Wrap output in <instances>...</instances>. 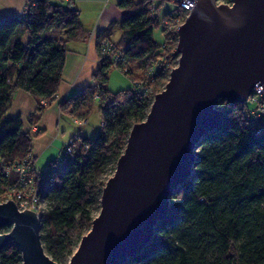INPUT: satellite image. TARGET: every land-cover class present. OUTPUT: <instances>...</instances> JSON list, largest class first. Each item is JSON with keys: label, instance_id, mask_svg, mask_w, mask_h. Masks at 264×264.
<instances>
[{"label": "trees", "instance_id": "obj_1", "mask_svg": "<svg viewBox=\"0 0 264 264\" xmlns=\"http://www.w3.org/2000/svg\"><path fill=\"white\" fill-rule=\"evenodd\" d=\"M155 1H118L125 14L119 25L121 39L114 42L107 32L98 34L100 66L93 84L60 101L57 94L68 45L90 37L79 11L66 5V0H29L23 16L0 22V161L5 165L33 157L37 137L26 130L21 116H6L18 90L35 97L38 114L56 103L64 115L87 120L95 107L97 86L103 85L100 133L95 139L75 136L81 140L75 153L64 158L62 166L56 161L45 170L42 195L47 209L41 239L57 264L68 263L90 231L101 209L106 171L111 164L117 165L133 125L147 118L154 96L162 92L178 64V35H164L163 23L182 18L186 12L179 0H173L177 8L161 16L159 7L170 0H160L159 5ZM159 30L162 41L155 35ZM104 39L123 52L128 62V71L123 72L131 81L144 80L153 88V95L145 97L134 87L109 92L112 62L100 55ZM154 66L159 72L155 82H150L145 75ZM248 103H220L223 123L199 141L194 172L170 199L168 217L157 223L144 250L125 264H264V127L261 133L252 127L253 105L250 108ZM11 176L15 180V174ZM8 231L0 228V233ZM0 255L1 264L23 262L13 243Z\"/></svg>", "mask_w": 264, "mask_h": 264}, {"label": "water", "instance_id": "obj_2", "mask_svg": "<svg viewBox=\"0 0 264 264\" xmlns=\"http://www.w3.org/2000/svg\"><path fill=\"white\" fill-rule=\"evenodd\" d=\"M195 2L177 33L178 64L147 118L133 125L100 212L68 264H125L141 253L193 174L199 141L223 123L220 103H246L264 88V0ZM41 223L13 200L0 204V228L10 229L0 233V253L13 243L22 264H57Z\"/></svg>", "mask_w": 264, "mask_h": 264}, {"label": "crops", "instance_id": "obj_3", "mask_svg": "<svg viewBox=\"0 0 264 264\" xmlns=\"http://www.w3.org/2000/svg\"><path fill=\"white\" fill-rule=\"evenodd\" d=\"M28 1L0 0V22L5 18L21 16ZM118 1H66V5L79 11L82 26L90 32V37L87 41L71 42L68 45L69 53L64 69V78L57 94L59 101L69 98L75 93H80L93 84L94 76L100 66L98 34L107 32L114 42L121 39L119 25L125 14L119 8ZM13 98L6 116L9 118L21 116L26 122V130L37 135L33 141L32 153L34 163L39 170H46L53 162L63 159V146L68 141L67 136L81 134L82 137L88 138L86 132H81V129L73 132L71 127L81 128L84 125L80 126L75 118L61 113L60 107L56 103L38 114L37 101L30 93L18 90ZM69 130L71 134H69Z\"/></svg>", "mask_w": 264, "mask_h": 264}, {"label": "built area", "instance_id": "obj_4", "mask_svg": "<svg viewBox=\"0 0 264 264\" xmlns=\"http://www.w3.org/2000/svg\"><path fill=\"white\" fill-rule=\"evenodd\" d=\"M71 2L72 0H66ZM180 7L186 12L182 18H171L164 21L165 32L164 35L170 36L177 34L179 28L185 21V19L193 10L196 5V0H179ZM228 4H232V1ZM25 10L28 8L25 6ZM178 14V12H176ZM23 16V14L21 15ZM178 35V34H177ZM174 36V35H172ZM101 57L109 58L112 62V68H119L121 71L127 72V59L121 50L115 48V43L109 39H104L100 44ZM158 66L150 68V71L145 75L146 79L150 82H155L156 74L159 72ZM135 91L139 94L149 97L153 95V88L145 83L144 80L133 81ZM165 87V86H164ZM103 85L98 84L96 97L100 99L103 95ZM155 97V96H154ZM249 101L253 105V109L250 113V121L252 127H255L257 133H261V128L264 127V88L257 86L255 92L250 96ZM46 104L45 101L42 102ZM80 126L85 125L87 120L76 119ZM103 126V123L101 124ZM77 137V136H76ZM72 139L69 143H65L64 152H66L65 158L71 157L75 150L81 145V140L78 138ZM88 145L85 146V149ZM64 160L59 161V167L62 166ZM15 174L16 178L11 179V175ZM45 170H39L34 163L33 157H29L15 164L5 165L4 160L0 161V204L7 203L10 200L15 201L20 211L29 210L35 211L42 222V216L47 209V203L42 191L46 183Z\"/></svg>", "mask_w": 264, "mask_h": 264}, {"label": "rangeland", "instance_id": "obj_5", "mask_svg": "<svg viewBox=\"0 0 264 264\" xmlns=\"http://www.w3.org/2000/svg\"><path fill=\"white\" fill-rule=\"evenodd\" d=\"M155 2L157 5H159L161 3L160 0H156ZM177 6L178 5H177L176 1H173V0L166 1L164 4H162L159 7V13H161V16H164V15L174 11L177 8ZM161 34L162 33L160 30L156 31V33H155L156 38L159 41L163 40V37ZM135 69L138 70L137 68H135ZM110 71L111 72L109 74V78H108L107 82H108V89H109V92L111 94H117L119 91H128L129 89H132L134 87V82L131 81L130 77L127 76L119 68H117V69L112 68V70H110ZM94 105H95V107H94L93 111L91 112V114L89 115V119L87 120V123L83 127H81V128H79L78 126L71 127V129H73V132L75 130H80V129H81V132H83V133L86 132L87 137L89 139H95L102 129L101 124H102L103 119H102V116L100 114V106L101 105H100V99H98L97 97H96V101H95ZM248 106L250 108L252 107L250 102L248 103ZM69 134H71L70 130H69ZM1 135H2V132L0 129V136ZM77 135L78 134H75V136H77ZM75 136H71V137L67 136L68 141H66L65 143H67V142L69 143L70 141H72V139ZM65 143H64L63 149L65 148ZM62 156L64 159L66 156V152H64V154ZM116 166L117 165H115L114 163L110 165V167L108 168V170L106 171V174H105L106 179H109L115 173L114 168ZM96 213H98V211ZM68 263H66V264H68Z\"/></svg>", "mask_w": 264, "mask_h": 264}]
</instances>
